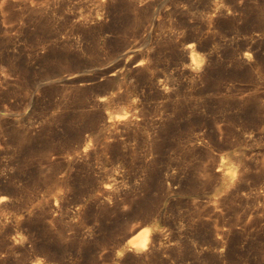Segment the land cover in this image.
Listing matches in <instances>:
<instances>
[{
	"label": "rangeland",
	"instance_id": "374dc122",
	"mask_svg": "<svg viewBox=\"0 0 264 264\" xmlns=\"http://www.w3.org/2000/svg\"><path fill=\"white\" fill-rule=\"evenodd\" d=\"M0 264H264V0H0Z\"/></svg>",
	"mask_w": 264,
	"mask_h": 264
},
{
	"label": "bare ground",
	"instance_id": "6f19581e",
	"mask_svg": "<svg viewBox=\"0 0 264 264\" xmlns=\"http://www.w3.org/2000/svg\"><path fill=\"white\" fill-rule=\"evenodd\" d=\"M238 180V179H237ZM241 179H239V181H240ZM238 182V181H237ZM233 185V184H232ZM240 188V187H239ZM244 188V187H243ZM262 189V188H261ZM247 190V189H246ZM252 191V190H251ZM261 191V190H260ZM263 191V190H262ZM257 192V191H256ZM253 193V192H252ZM260 195V194H259ZM263 195V194H262ZM261 196V195H260ZM262 197V198H261ZM261 197H259V198H261V200L263 199V196H261ZM257 198V197H256ZM255 198V199H256ZM259 200V199H258ZM150 238V232L149 231H147V241H148V239ZM144 240V236L143 235H140L139 236V239H137V237L136 238H133V239H130L129 241H133V243H129V241H128V243H127V245H126V247H125V249L124 250H127V249H132V250H137V251H141V250H144L145 248H140V247H136V246H134V245H138V244H140L142 241Z\"/></svg>",
	"mask_w": 264,
	"mask_h": 264
},
{
	"label": "snow or ice",
	"instance_id": "6c2138e0",
	"mask_svg": "<svg viewBox=\"0 0 264 264\" xmlns=\"http://www.w3.org/2000/svg\"><path fill=\"white\" fill-rule=\"evenodd\" d=\"M193 62L195 63L196 62V58L193 57ZM119 118V117H118ZM219 170V169H218ZM234 174V173H233ZM144 236V240L138 244V245H134L136 247H140V248H146L147 246V230L145 229L144 232L141 234ZM137 239H139V237H137ZM129 243H133V241H129Z\"/></svg>",
	"mask_w": 264,
	"mask_h": 264
}]
</instances>
